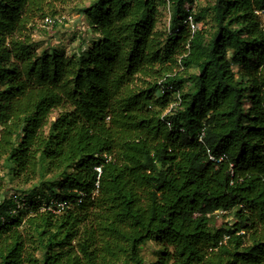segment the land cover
<instances>
[{
    "label": "trees",
    "instance_id": "trees-1",
    "mask_svg": "<svg viewBox=\"0 0 264 264\" xmlns=\"http://www.w3.org/2000/svg\"><path fill=\"white\" fill-rule=\"evenodd\" d=\"M62 1L0 0V264H264V0H80L70 56Z\"/></svg>",
    "mask_w": 264,
    "mask_h": 264
},
{
    "label": "rangeland",
    "instance_id": "rangeland-1",
    "mask_svg": "<svg viewBox=\"0 0 264 264\" xmlns=\"http://www.w3.org/2000/svg\"><path fill=\"white\" fill-rule=\"evenodd\" d=\"M81 2L80 0H63L58 5V15L65 17L64 24L53 29H46V31L39 27L40 21H37L32 31V39L36 43L41 44V48L57 49L63 51L66 56L78 52L79 49L89 48L95 36L87 28H83L81 23H79V19H77V9ZM206 2V0H198L197 4L199 3L203 6ZM168 22L169 12L165 10L163 18L158 24V29L163 30ZM234 69L237 70L238 68L235 67ZM53 176L47 175L44 179H51ZM34 184L37 185L38 189L42 188L41 183L37 182V180L33 183L22 185L17 180H10L6 177L0 182L2 195L6 197L11 194L22 195V191L31 189ZM232 223V219L219 212L214 214L211 219V225L214 227H221L226 224L231 225ZM140 253L144 264H155L162 257L164 251L154 241H149L141 247Z\"/></svg>",
    "mask_w": 264,
    "mask_h": 264
},
{
    "label": "built area",
    "instance_id": "built-area-1",
    "mask_svg": "<svg viewBox=\"0 0 264 264\" xmlns=\"http://www.w3.org/2000/svg\"><path fill=\"white\" fill-rule=\"evenodd\" d=\"M256 15L259 16L262 20V32L264 33V9L261 10V11H258L256 12ZM63 19L61 20H58V22L62 25L63 23ZM81 25L83 26V28L85 27L86 28V24L84 22L83 19H80V22ZM84 23V24H83ZM55 25V22L52 20V19H45L44 20V26L46 27V29H53ZM190 29L192 31V33L194 31H197L199 29V25H194L192 23H190ZM169 90H171V88H168ZM168 126H170L169 124H167ZM202 134L199 136V141H202ZM208 154V161L209 162H212V163H215V164H218V163H221L223 160H224V157H219V158H216L214 155L210 154L209 152L207 153ZM96 172L98 173V178L100 176V173H101V169L100 168H96ZM96 187V190L92 193L91 197H95L96 194H97V189H98V184L95 185ZM84 195H80V198L77 200V203H81L82 201V198H83ZM82 197V198H81ZM52 206H49L48 207V210L53 212L54 214H59L60 212H62L66 207H69L70 205L67 204V203H55V202H51Z\"/></svg>",
    "mask_w": 264,
    "mask_h": 264
}]
</instances>
